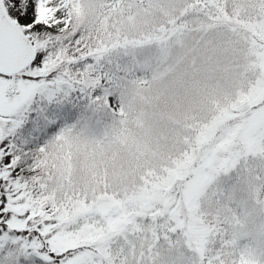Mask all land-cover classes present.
Segmentation results:
<instances>
[{
	"label": "snow or ice",
	"instance_id": "6c2138e0",
	"mask_svg": "<svg viewBox=\"0 0 264 264\" xmlns=\"http://www.w3.org/2000/svg\"><path fill=\"white\" fill-rule=\"evenodd\" d=\"M0 264H264V0H0Z\"/></svg>",
	"mask_w": 264,
	"mask_h": 264
}]
</instances>
